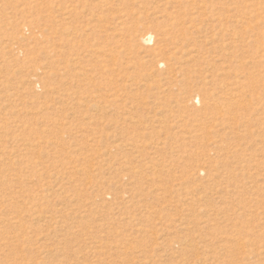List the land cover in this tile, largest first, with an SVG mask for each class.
Here are the masks:
<instances>
[{
  "label": "rangeland",
  "instance_id": "rangeland-1",
  "mask_svg": "<svg viewBox=\"0 0 264 264\" xmlns=\"http://www.w3.org/2000/svg\"><path fill=\"white\" fill-rule=\"evenodd\" d=\"M0 264H264V0H0Z\"/></svg>",
  "mask_w": 264,
  "mask_h": 264
},
{
  "label": "bare ground",
  "instance_id": "bare-ground-1",
  "mask_svg": "<svg viewBox=\"0 0 264 264\" xmlns=\"http://www.w3.org/2000/svg\"><path fill=\"white\" fill-rule=\"evenodd\" d=\"M149 38H151V36H147L144 38V40H148Z\"/></svg>",
  "mask_w": 264,
  "mask_h": 264
}]
</instances>
